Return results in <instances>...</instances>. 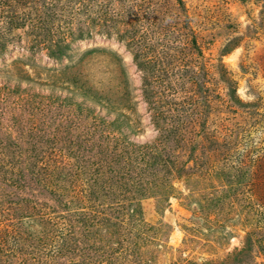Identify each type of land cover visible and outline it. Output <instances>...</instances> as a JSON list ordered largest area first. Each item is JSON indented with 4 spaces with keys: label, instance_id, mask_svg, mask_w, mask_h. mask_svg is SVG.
I'll list each match as a JSON object with an SVG mask.
<instances>
[{
    "label": "rangeland",
    "instance_id": "1",
    "mask_svg": "<svg viewBox=\"0 0 264 264\" xmlns=\"http://www.w3.org/2000/svg\"><path fill=\"white\" fill-rule=\"evenodd\" d=\"M0 264H264V0H0Z\"/></svg>",
    "mask_w": 264,
    "mask_h": 264
},
{
    "label": "trees",
    "instance_id": "2",
    "mask_svg": "<svg viewBox=\"0 0 264 264\" xmlns=\"http://www.w3.org/2000/svg\"><path fill=\"white\" fill-rule=\"evenodd\" d=\"M97 134H96V132H90V133H87V135H85V140H83L84 142H87V144H90V142H91V140L93 139L94 140V142H95V140H98V139H100V138H102L101 136H96ZM83 137V136H82ZM99 147V146H98ZM150 146H148V145H143L140 149H142V150H140V152H141V155H139L138 154V152L136 153V154H132V153H125L126 155H122V157L120 158L121 160H123V162L125 163V164H129L130 166L131 165H133V163H136L135 165L136 166H140L139 167V169H138V171H140L141 170V166L142 165H146V161H151L153 164H152V166H153V168H155V171L157 170L156 169V167L158 166V164H159V162L158 161H161V159L159 158V155H156V154H154L153 153V150L152 149H147V148H149ZM91 148V146H89V148H88V150L87 151H84L83 153H84V155L87 153L88 154V152L89 151H93V148L92 149H90ZM155 150V149H154ZM150 151H152L151 153H150V155L151 156H147V154L146 153H148V152H150ZM104 152V151H103ZM94 153H97L98 155H100L101 156V154H102V152H100V151H98V152H95L94 151ZM103 155V154H102ZM156 155V156H155ZM140 159H139V158ZM85 163V162H84ZM24 165V167H22V169L23 170H21V171H24V170H26L25 168H28L27 170H26V175H27V177H31V180H33V182H35L36 183V180H37V171H36V173L31 169V168H33V167H31L30 165L28 166V167H26L27 166V163L25 164H23ZM96 165V162H95V164L93 163V166H95ZM98 165V164H97ZM87 167L86 168H83V169H88V170H90L92 167L88 164V165H86ZM89 166V167H88ZM31 167V168H30ZM96 169L94 170L95 171V174L96 175H99V172H100V170H101V174H100V176L101 175H103V173H104V171H103V167H102V165L101 164H99V166L97 167H95ZM43 169V168H42ZM82 169V168H81ZM141 172V171H140ZM18 174H19V176H21V178H23L24 177V174L22 173V172H18ZM96 180H97V178H96ZM95 181H93V183H94ZM22 183H24V182H22ZM23 187L27 190V192L29 193H31L32 192V188H30V186H29V183H27V185L24 183L23 184ZM22 190V189H21ZM35 194V193H34Z\"/></svg>",
    "mask_w": 264,
    "mask_h": 264
}]
</instances>
